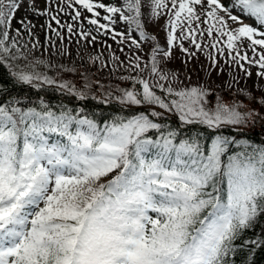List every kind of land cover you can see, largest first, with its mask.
Returning a JSON list of instances; mask_svg holds the SVG:
<instances>
[{"label":"snow or ice","instance_id":"1","mask_svg":"<svg viewBox=\"0 0 264 264\" xmlns=\"http://www.w3.org/2000/svg\"><path fill=\"white\" fill-rule=\"evenodd\" d=\"M21 2L0 0V65L9 68L10 61L28 59L21 50L27 46L16 39L20 30L10 36ZM67 7L74 12L73 21L80 20L82 10L90 13L87 23L100 34L119 37L118 43L129 41L139 50L138 39L155 40L141 23L142 0H121V6L68 0ZM28 9L50 15V8L40 11L33 0ZM234 9L254 19L256 27L245 24ZM98 10L107 23H100ZM58 11L63 9L58 6ZM163 16L168 18L167 48L153 46L150 67L146 65L158 80L122 77L132 87L116 97L122 106H147L149 112L98 123L82 109L56 112L42 99L34 106H21L17 98L0 104V264H236L237 255L243 264H254L242 249L255 253L264 247V235L242 238L264 216V144L233 139L221 130L240 131L257 113H242L241 105L224 103L219 96L206 107L210 93L203 87L166 86L161 81L169 76L158 70L157 56L168 59L175 47L189 58L211 49L212 67L217 57H224L247 75L245 64L264 77V51L257 50L264 49V0H229L227 5L223 0H150V17ZM116 17L127 32L110 27ZM50 18L60 24L55 15ZM229 21L239 26L233 28ZM20 23L27 27L23 19ZM48 28L60 36L51 24ZM66 28L73 33L72 24ZM205 36L210 43L202 42ZM79 37L96 40L91 31L81 30ZM40 63L28 61L10 74L21 85H55L78 100L89 98L86 91L35 71ZM129 64L131 71L145 70L139 56L129 58ZM155 108L175 114L181 126L211 130L208 140L182 137L165 126Z\"/></svg>","mask_w":264,"mask_h":264},{"label":"rangeland","instance_id":"2","mask_svg":"<svg viewBox=\"0 0 264 264\" xmlns=\"http://www.w3.org/2000/svg\"><path fill=\"white\" fill-rule=\"evenodd\" d=\"M96 2L121 6V0H96ZM223 2L227 5L229 0H223ZM28 3L29 0H22L21 7L11 21L10 29V36H16V31L20 30V35L16 36V39L19 45L27 46L26 48L22 47L21 50L27 53L28 59L10 61L9 63L13 67L9 68L6 66L11 71L24 68L28 61L35 59L41 61L40 64L35 65V71L55 79L57 83H71L73 82V72L79 68L83 71V75L87 80H91L93 77L117 93L121 89H131L132 87L130 82L123 80L122 77L140 75L142 78L149 79L150 82L158 80V76H150L146 65L150 67V56L153 46L159 45L161 49L167 48L165 24L168 18L166 16L158 19L151 18L150 0H142L141 23L144 25L145 33L154 37L155 40L140 41L138 33L133 32L132 37L137 38L141 44V49L139 50L130 46L129 41L118 43L117 41L120 38L112 39L111 32L107 34L98 33L95 30V26L87 23L85 17L90 18L91 14L86 11L82 10V16L79 21H73L72 16L74 12L67 7L68 0H64V3H60V0H54L50 4L49 0H33V6L40 11L50 8V15L47 16H37L28 9ZM58 6L63 11H58ZM74 7L78 6L74 5ZM98 11L101 17L100 23H107L102 19L106 15L103 10ZM233 14L240 16V19L245 24L256 27L254 19L241 16L235 9L233 10ZM51 15L56 16L60 21L59 25L54 20H51ZM22 19L27 27L20 23ZM49 24L60 33V36L49 30ZM68 24L73 25L72 34L67 32L66 25ZM229 24L233 28L239 26L232 24L231 21H229ZM61 25L65 27H61ZM110 27L114 28L116 32H127V25L120 22L118 17H116V23L110 25ZM29 30L31 31V35H29ZM81 30L91 31L92 36L96 37L95 42H89L91 38H89V41L81 40L79 37ZM261 30L264 31V28ZM202 42L208 44L210 40L205 36ZM33 44H38V47L33 49ZM184 47H189L188 41L184 42ZM244 47H247V43H245ZM121 49L123 50L121 51ZM190 50L194 51V49ZM257 50L264 51V49L259 48ZM209 52H211V49L205 52H198L196 56L189 58L180 51L179 47H175L172 49V55L168 59H165L162 55H158V70L169 76V81H161V83H164L166 86L170 83L176 90L193 86L203 87L210 93L206 99L214 98V102L206 105V107L214 106L215 98L219 96L224 103L241 105L238 110L242 113L250 111L257 113L253 118L255 121H264L262 119L264 118V106H262V103H264V77H258L256 74L260 69L245 64V69L251 73L249 76L246 72L241 71L238 66L226 63L224 57H217L216 66L212 67L208 56ZM247 54L249 57L252 56L250 50ZM225 55H227L226 50ZM136 56L140 57V66L145 69L142 73L130 70L129 58L134 61ZM113 57H117L118 59L114 60ZM65 69L68 70L65 71ZM24 70L29 71L26 68ZM43 86L49 87V85ZM157 92L161 94L158 89ZM131 109L144 110L149 108L145 106L133 107ZM154 110L167 116H176L175 114L164 112L159 108H155ZM253 119L249 121L253 122ZM196 125L201 126L199 124ZM106 179H111V176ZM259 219L261 221L260 224H257L253 229L247 230L253 233V239H258L264 235L261 233V224H264V216H261ZM258 250H264V247Z\"/></svg>","mask_w":264,"mask_h":264},{"label":"trees","instance_id":"3","mask_svg":"<svg viewBox=\"0 0 264 264\" xmlns=\"http://www.w3.org/2000/svg\"><path fill=\"white\" fill-rule=\"evenodd\" d=\"M10 73L11 70L6 65H0V104L8 103L12 98H17L21 101V106H34L38 105L42 99L56 112L61 109H72L73 111L82 109L83 115L96 119L98 123L110 120L117 115L130 116L134 113L150 111V109H131L120 105L116 99L119 93L112 91L107 85L93 77L91 80H86L83 71L79 68L73 72V82L68 84L81 91H86L89 97L86 100H78L55 85L49 87L42 85L39 89L31 85H21L12 78ZM86 82L89 85L87 89L84 88ZM109 92L112 93L111 97L107 96ZM209 101L214 102V98H210ZM160 119L166 127L177 129L182 137L200 136L203 142L207 141L211 134V130L196 124L181 126L176 116H167L161 113ZM248 124L249 126L240 129V131L232 128H224L221 131L233 139H247L257 145L264 144V126H262L264 121H255L254 125L253 122L249 121ZM149 135L155 136V133H149ZM246 238L253 239V233L246 231L242 239ZM236 244H241V240H237ZM242 252L249 255L254 264L264 263V250L257 249L255 253H249L248 248H243ZM233 259L236 264H243L241 255H237Z\"/></svg>","mask_w":264,"mask_h":264}]
</instances>
